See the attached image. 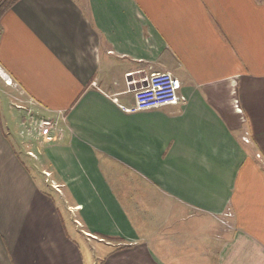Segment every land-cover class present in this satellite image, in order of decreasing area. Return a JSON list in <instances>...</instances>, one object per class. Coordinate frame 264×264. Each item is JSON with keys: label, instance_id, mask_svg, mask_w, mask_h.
<instances>
[{"label": "crops", "instance_id": "crops-1", "mask_svg": "<svg viewBox=\"0 0 264 264\" xmlns=\"http://www.w3.org/2000/svg\"><path fill=\"white\" fill-rule=\"evenodd\" d=\"M152 71L187 102L124 111ZM0 78L65 117L23 151L0 100V264H264V0H18Z\"/></svg>", "mask_w": 264, "mask_h": 264}, {"label": "built area", "instance_id": "built-area-1", "mask_svg": "<svg viewBox=\"0 0 264 264\" xmlns=\"http://www.w3.org/2000/svg\"><path fill=\"white\" fill-rule=\"evenodd\" d=\"M130 81H128V84ZM134 104L131 107H122L126 112L146 111L163 108L170 105H183L187 97L181 92L180 80L168 71H152L143 78L141 83L132 89ZM30 106V105H29ZM236 112L242 113L239 100H233ZM17 107L24 110L19 122V135L21 138L32 140L35 145H42L50 141L56 130L60 131L61 124H64L65 117L60 114L57 117L42 116L33 107H26L17 104ZM245 142L248 139L242 138ZM27 154L35 157V154L28 150ZM48 175V174H47ZM232 212L228 209L218 214V221L226 227H230L229 219Z\"/></svg>", "mask_w": 264, "mask_h": 264}, {"label": "rangeland", "instance_id": "rangeland-1", "mask_svg": "<svg viewBox=\"0 0 264 264\" xmlns=\"http://www.w3.org/2000/svg\"><path fill=\"white\" fill-rule=\"evenodd\" d=\"M6 83L9 84L10 86L7 87ZM0 100L2 101V105L6 106L7 113H10L8 115V117L10 116L9 117L10 122L6 123V125L4 123H2V128H3L4 132L8 133V131L10 130L12 133H16V135L20 141V144H21V150L24 151L26 149V145H28V144H29V147H32L33 144H30V143H33L32 140L21 138V135H19V127H18L19 122H20V118H21L20 116L23 114L24 110L17 107V104L24 105L26 107H30L27 100H26V97L24 95L20 94V89H18V87H15L10 82V80H5V81L0 80ZM39 151H40V153H39V155H37L38 159L32 158V163L37 162L36 163L37 165H35L34 169L40 176H42L41 177L42 179L45 178L47 188H50V190H55L53 182H52L53 174L50 171H48L49 169H48L47 165L41 163L44 153L42 152V150H39ZM22 153L24 154V152H22ZM37 154H38V151H37ZM26 159L29 160V157H26ZM32 166H34V164H32ZM82 175H83L82 177H83V181L85 184H87L89 182V180L94 179L96 177L95 174H91V173L87 172L86 170L83 171ZM61 207L68 210L70 216L73 217V213L71 212V210H73V209L71 206H69L67 204V202H61ZM67 226L69 228V227H72L73 224L68 223ZM82 235L84 236L85 239H86V237H92V236H89L88 234H85V233H82ZM78 237L80 239H83L81 235H79ZM87 242H90L89 239H87Z\"/></svg>", "mask_w": 264, "mask_h": 264}, {"label": "trees", "instance_id": "trees-1", "mask_svg": "<svg viewBox=\"0 0 264 264\" xmlns=\"http://www.w3.org/2000/svg\"><path fill=\"white\" fill-rule=\"evenodd\" d=\"M18 0H0V18Z\"/></svg>", "mask_w": 264, "mask_h": 264}, {"label": "bare ground", "instance_id": "bare-ground-1", "mask_svg": "<svg viewBox=\"0 0 264 264\" xmlns=\"http://www.w3.org/2000/svg\"><path fill=\"white\" fill-rule=\"evenodd\" d=\"M9 83V82H8Z\"/></svg>", "mask_w": 264, "mask_h": 264}]
</instances>
